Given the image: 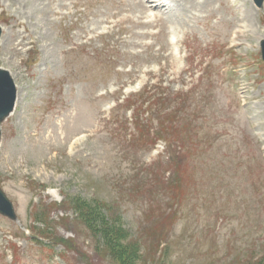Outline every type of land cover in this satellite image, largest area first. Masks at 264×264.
Segmentation results:
<instances>
[{"label": "rangeland", "instance_id": "374dc122", "mask_svg": "<svg viewBox=\"0 0 264 264\" xmlns=\"http://www.w3.org/2000/svg\"><path fill=\"white\" fill-rule=\"evenodd\" d=\"M163 1L0 0V264H264V5Z\"/></svg>", "mask_w": 264, "mask_h": 264}, {"label": "trees", "instance_id": "16d2710c", "mask_svg": "<svg viewBox=\"0 0 264 264\" xmlns=\"http://www.w3.org/2000/svg\"><path fill=\"white\" fill-rule=\"evenodd\" d=\"M86 204L80 203L77 205V210L82 212V214L88 213V227L93 232L94 236L102 238L104 236L108 247L110 248V253L112 258H117L121 264H134L133 261L138 263L142 254V246L138 241H131L129 248H124L120 245V238L131 239L132 233L125 228H123V222L121 216H116L115 219H111L107 214L102 211H98L96 206H89V209L82 208ZM169 221L168 217H165L163 220H160V225H166L165 222ZM160 226V227H161ZM169 228V226H168ZM168 233V232H167ZM165 244V242H164Z\"/></svg>", "mask_w": 264, "mask_h": 264}, {"label": "water", "instance_id": "95a60500", "mask_svg": "<svg viewBox=\"0 0 264 264\" xmlns=\"http://www.w3.org/2000/svg\"><path fill=\"white\" fill-rule=\"evenodd\" d=\"M258 7H262L264 0H254ZM1 35V27H0ZM262 57L264 59V39L261 41ZM18 89L15 80L9 70L0 68V123L3 122L14 110L17 101ZM1 137V130H0ZM0 214L17 221L18 214L14 203L0 188Z\"/></svg>", "mask_w": 264, "mask_h": 264}, {"label": "bare ground", "instance_id": "6f19581e", "mask_svg": "<svg viewBox=\"0 0 264 264\" xmlns=\"http://www.w3.org/2000/svg\"><path fill=\"white\" fill-rule=\"evenodd\" d=\"M158 1L160 2V0H157V2H158ZM162 2H165V1L161 0V2H160V3H162ZM157 5H159V4H157Z\"/></svg>", "mask_w": 264, "mask_h": 264}]
</instances>
